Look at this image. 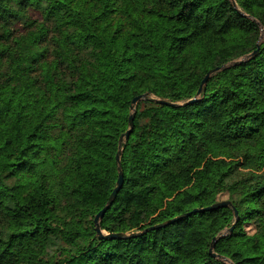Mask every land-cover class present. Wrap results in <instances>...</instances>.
Listing matches in <instances>:
<instances>
[{
  "label": "trees",
  "instance_id": "1",
  "mask_svg": "<svg viewBox=\"0 0 264 264\" xmlns=\"http://www.w3.org/2000/svg\"><path fill=\"white\" fill-rule=\"evenodd\" d=\"M262 29L264 0H0V264H264ZM141 94L177 105H135L98 235Z\"/></svg>",
  "mask_w": 264,
  "mask_h": 264
},
{
  "label": "water",
  "instance_id": "2",
  "mask_svg": "<svg viewBox=\"0 0 264 264\" xmlns=\"http://www.w3.org/2000/svg\"><path fill=\"white\" fill-rule=\"evenodd\" d=\"M231 1L234 3V0H231ZM261 31H262V33L264 32L263 29H262ZM261 37H262V34H261ZM261 37H260V38H261ZM253 54H254V51H253L252 53H250V54H248V55L242 57L240 60H234V61H231V62H229V63H227V64L222 65L221 67H215V68L209 70V71L206 73V75L204 76V78L202 79V81H201V83H200V85H199V88H198V90H197L196 93H195V96H194L192 99H190V101L195 100L196 97L200 95L203 85L206 83V81L208 80V78H209L213 73H215V72H217V71H219V70H221V69H223V68H226L227 66H231V65H233V64H236V63H238V62H240V61H242V60H244V59H247V58L251 57ZM141 100L154 101V102H157V103H165V104L172 105V106H173V105H177V103L168 102V101H166V100L154 99V98H148V97L145 96V94L138 95V96H136V97H134V98L132 99V101H131V105H130V111H131V112H130V114H129V116H128V126H129V128H128V130H127L125 133H123V134L120 136V139H119V148H118V151H117V153H116V155H115L116 161H117V163H118V166H117L118 175H117L116 184H115L114 189H113L112 192L110 193V195H109V197H108V199H107V201H106V204L104 205V207H102V208L97 212V214L95 215L94 220H93V221H94V224H95V230H96V232H97L98 235H102V230L100 229V224H99V223H100V220H101V218L103 217L105 211H106V210L110 207V205L112 204V202H113V200H114V198H115L117 192L119 191V189L122 187V184H123V174H122V170H121V166H120L121 143H122L123 141L127 140V138H128V134H129V132H130L132 126H133V117H134V108H135V105H136L139 101H141ZM228 206H230V207L233 208V211H234V217H236V216H237V212H236L235 208L231 205V202H230V201H227V200H223V201L215 202V203H213V204H211V205H209V206H207V207H204V208H194V209L191 211V213H192V212H197V211L213 210V209H216V208H219V207H228ZM188 214H189V213H184V214L178 215V216H176V217H173L172 219H168V220H166V221H164V222L158 223V224H156V225H152V226H150V227H148V228H146V229H144L143 231H140V232H132V233H128V234H127V233H115V234H112L111 236H113V237H130V236H134V235H137V234H140V233H145V232L148 231V230H151V229H154V228H158V227L164 226V225H166V224L172 223V222L178 220L179 218H181V217H183V216H187ZM229 231H231V227L225 229V230L223 231V233L221 234V236L224 235L226 232H229ZM214 242H215V238L212 240L211 245H210V248H209V251H210L213 255H215V254L213 253ZM222 259L225 260V261H228L226 258H223V257H222ZM228 262H230V261H228ZM230 263H231V262H230ZM231 264H232V263H231Z\"/></svg>",
  "mask_w": 264,
  "mask_h": 264
}]
</instances>
